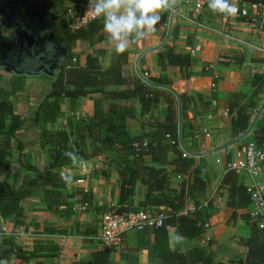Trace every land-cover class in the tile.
I'll use <instances>...</instances> for the list:
<instances>
[{"label": "trees", "instance_id": "16d2710c", "mask_svg": "<svg viewBox=\"0 0 264 264\" xmlns=\"http://www.w3.org/2000/svg\"><path fill=\"white\" fill-rule=\"evenodd\" d=\"M56 1L70 3L73 9L88 5V0ZM236 2L264 5V0ZM169 12L162 13L161 24H165ZM61 26V40L68 55L51 84L45 102L39 106L36 119L42 114L51 126L39 129L38 144L44 150L47 160L42 168L29 165L27 156L23 154L29 143L17 140V134L24 129L26 120L14 112L11 101L0 100V218L14 219L15 225L23 227L24 212L20 203L37 194L44 204L42 211L61 219L72 216L75 203L89 207L91 193L83 189L70 190L69 184L75 182L78 175L67 171L72 170L76 164L100 158L103 169L95 170L94 173L104 182L114 173L119 196L116 207L95 208L98 215L112 210L116 214H124L146 209H151L153 214L160 211L165 214L162 226L152 229L150 244L153 245V251L149 254L151 261L148 264H213L212 257L200 244L205 232L204 225L209 218L204 211L210 207L209 204L204 209L200 202L205 196L208 182L203 176L201 161L192 156L183 157L179 144L178 106L181 141L185 150L191 153L192 147H189L188 140L192 134L189 132L185 99L179 96L177 102L171 93L156 87L169 86L165 81L149 76L146 79L150 85H147L135 76L125 77L123 68L128 64L127 51L118 54L106 69L99 64L98 58L90 54L85 55L83 65L72 63V59L77 56L76 42L83 41L92 46L106 41L102 19H92L78 28H69L61 21ZM158 63L161 67L187 69L191 59L188 54H177L168 48L158 54ZM14 82V91L23 89V84L16 85ZM250 86V94H231L227 102L233 138L247 131L253 114L264 99L263 75L255 74ZM81 98H89L93 102V113L88 118L76 114ZM65 103L68 104L70 116L58 128L55 125ZM204 105L208 106L209 102ZM163 107L165 117L161 120L159 115ZM130 121L139 124V134H131L128 127ZM246 142H253L258 149L264 150V109L249 137L241 142V149ZM14 156L18 158L17 172L22 173L17 189L9 180L13 168L11 158ZM176 178H181V181L177 187H173L172 182ZM138 185L144 193L141 202L135 206L134 196ZM221 185L228 187L227 206L232 211L230 220L239 217L244 224L250 225L252 236L248 247L251 251L264 252L262 233L251 223L250 216L243 212V208L249 205L247 187L233 172L225 174ZM188 202L193 203L192 211L186 209ZM34 227L37 234L55 236L64 233L50 225L43 226L41 232L38 225ZM170 229L174 230L176 237L195 241L196 245L187 254L170 251ZM138 233L142 235L144 232ZM116 251H120L117 263L111 259V254ZM59 253V247L52 242L37 244L31 250H26L17 246L12 236L5 237L0 233V264H30L33 260H40L41 264L44 260L45 264H54ZM81 264L139 263L137 250L124 248L121 244L117 250L102 247L92 254L90 260Z\"/></svg>", "mask_w": 264, "mask_h": 264}, {"label": "crops", "instance_id": "0c3cea01", "mask_svg": "<svg viewBox=\"0 0 264 264\" xmlns=\"http://www.w3.org/2000/svg\"><path fill=\"white\" fill-rule=\"evenodd\" d=\"M53 1L55 0L44 3ZM198 2L199 0H179L170 35L165 44L162 45L167 35L168 17L165 24L160 23L157 26L155 33L131 46L127 50L128 64L123 68V75L129 78L137 77L135 64L137 57L141 55L137 63L138 71L146 74L147 77L165 81L169 84L165 87L185 99L190 134L196 129L206 130L210 134L208 139L201 136L196 141L189 139L188 143L189 147H192V155H199L192 157L201 161L203 176L208 182L205 196L200 201L202 208H207L208 204L210 206L204 210L209 215L206 222L208 229L205 230L200 244L212 257L213 264H262L263 252L251 251L248 247V241L252 236L251 226L244 224L239 217L230 220L232 211L227 206L228 187L221 185V182L226 174L225 162L235 159L236 154L242 150L240 148L242 141H237V138H233L231 134L227 102L231 94H250L252 92L250 83L255 74L264 77V61H262L264 29L260 30L256 23L253 25L247 18H232L212 11L207 0H203L202 11L195 13ZM52 14L47 23L46 16H38L30 20L28 27L24 29L33 38L34 43L30 51L34 56L42 57L45 53L53 52L54 44L62 42V37L55 31L58 14H55L54 8ZM7 27L9 29V26ZM46 32H51L56 38ZM24 43L26 45L25 41ZM168 48L173 49L177 54H188L191 59L190 67L181 69L159 66L158 54ZM19 49L12 43L11 38L9 39L8 31L2 28L0 61L7 58L9 66L0 69V100L11 101L14 112L26 120L24 129L17 134V140L29 143L23 152L27 156L29 165L42 168L47 160L44 150L38 144L39 129H48L51 126L42 114L37 121L36 119L38 108L45 102L55 77L15 76L7 68H17L13 62L19 56ZM75 54L77 55H75V64L83 65L85 55L90 54L98 58L99 64L104 69L108 68L118 55L108 36L106 41L92 46L87 42H76ZM67 55L66 51V58ZM13 81L16 85L23 84V89L14 91ZM211 85L214 87L211 88ZM96 98L98 96L93 99ZM205 102H209V105L204 107L202 104ZM164 108L159 115L161 120L165 117ZM92 113L93 102L89 98H81L77 116L88 118ZM69 116L68 104L65 103L55 126L58 128L63 126ZM260 124L259 122L258 125ZM128 127L131 134H139L140 128L136 121H130ZM17 161L16 156L11 158L13 168L9 175V180L16 189L22 177V173L17 172ZM216 161L220 163L217 164ZM100 169H103V161L95 158L76 164L72 170L67 171L69 174L78 175L77 180L69 184L70 190L83 189L84 192L91 193L92 200L89 207L85 208L75 203L72 216L69 219H61L42 211L44 204L41 202V196L37 194L20 203L24 212L23 227L15 225L14 219L0 218V233L5 237L14 236L16 245L26 250H31L37 244L52 242L60 250L58 258L53 261L54 264H81L90 260L92 254L102 248L97 241L100 236V215L96 213L95 208H114L119 196L116 176L111 173L109 179L104 182L94 173L95 170ZM237 178L244 186L251 183L245 175H237ZM77 181L81 182L77 183ZM180 181L181 178L173 180V187H177ZM256 181L262 183V178ZM143 193V188L138 185L134 196L135 206L141 202ZM186 209L192 211L193 203L188 202ZM250 209L249 204L243 208V212L250 216ZM35 225L39 226V232L43 226L50 225L64 233L55 236L37 234ZM2 228L5 232H2ZM152 232V229L146 230L142 235L130 232L125 234L122 240V247L137 250L139 264H148L151 261L149 254L153 251V245L150 244ZM195 245V241L178 238L173 229L169 230L170 251L187 254ZM119 253L120 251L111 254L113 262H118ZM40 262L33 260L30 264H41ZM42 264H45V260Z\"/></svg>", "mask_w": 264, "mask_h": 264}, {"label": "built area", "instance_id": "2783aa9c", "mask_svg": "<svg viewBox=\"0 0 264 264\" xmlns=\"http://www.w3.org/2000/svg\"><path fill=\"white\" fill-rule=\"evenodd\" d=\"M203 0L195 6V13L202 11ZM238 11L233 15H228L232 18H247L251 23H256L259 29H264V5H246L236 2ZM81 16L79 18V24L74 23L72 26L78 28L86 25L93 19L92 13L87 12L88 5H80ZM72 12H69L71 14ZM76 20V19H75ZM3 17L0 12V30L3 28ZM254 25V24H253ZM262 51V50H261ZM264 54V50L262 51ZM72 63H76V60L72 59ZM70 66H67L69 68ZM142 78L147 81V75L141 74ZM143 79H140L143 82ZM146 83V82H143ZM214 85H211L213 88ZM201 136L208 139L210 134L206 130H194L192 132V140L196 141ZM183 157L194 156L192 153L183 150ZM216 163H220L216 161ZM203 172V170H202ZM225 172H233L236 175H245L250 179L251 183L246 186L247 193L249 194L250 204V219L263 235L264 240V150L258 149L253 142H248L245 147L236 154L235 159L227 160L225 162ZM262 178V183L257 182L258 178ZM81 181H77L80 183ZM165 219V214L160 211L158 214H153L151 209L138 210L134 212H128L124 214H116L114 210L105 212L99 216V229L100 236L97 241L104 248L117 250L120 248L122 240L125 234L130 232H145L149 229H155L162 226ZM204 229H208V225H204ZM2 232L5 229L2 228ZM15 238L14 236H12ZM264 264V252L263 263Z\"/></svg>", "mask_w": 264, "mask_h": 264}, {"label": "clouds", "instance_id": "9594fccd", "mask_svg": "<svg viewBox=\"0 0 264 264\" xmlns=\"http://www.w3.org/2000/svg\"><path fill=\"white\" fill-rule=\"evenodd\" d=\"M179 0H88L87 12L102 19L104 31L118 54L157 31L162 13L175 10ZM214 12L233 15L236 0H209Z\"/></svg>", "mask_w": 264, "mask_h": 264}, {"label": "water", "instance_id": "95a60500", "mask_svg": "<svg viewBox=\"0 0 264 264\" xmlns=\"http://www.w3.org/2000/svg\"><path fill=\"white\" fill-rule=\"evenodd\" d=\"M48 1L50 0H20L19 6L21 8H30V7H34V6H37L41 3L48 2ZM174 12L175 10L171 11L167 35L162 45L165 44L169 38ZM4 19H5V23L8 26H12L10 27V29L14 28L12 24L13 22L8 16L4 17ZM18 28H19L18 29L19 32L15 31L16 33L18 32L17 39H13V37H11L12 43L16 44V46L20 48L18 50L19 56L16 57V60L13 62V64L16 65L17 68H7V69H9L15 76L37 77L40 75H44L50 78L56 77L57 74L60 72L61 66L65 60V56H66L65 47L61 46V43L57 42L54 44L53 52L45 53L44 56L42 57L36 56V55L34 56L32 52L30 51L34 43L32 36L27 31H25L23 28L21 27H18ZM24 41L26 42V45ZM140 56L141 55L137 57L136 64H135L136 65L135 70H136L137 77L139 79H143L141 73L138 71V68H137V63H138ZM7 66H9L7 58H5L3 61H0V69H3V67H7ZM143 82H146L147 85H150V83L144 79H143ZM156 87L163 88L169 93H171L178 102V96L172 89L165 87V86H159V85H156ZM263 109H264V99L256 115L252 119L249 125V128L242 136L236 139L237 141L244 140L251 134V131L253 127L255 126ZM178 136H179L180 147L181 149L185 150L183 143L181 141L180 106H178ZM194 156L198 157L199 155H194Z\"/></svg>", "mask_w": 264, "mask_h": 264}, {"label": "flooded vegetation", "instance_id": "af4514ba", "mask_svg": "<svg viewBox=\"0 0 264 264\" xmlns=\"http://www.w3.org/2000/svg\"><path fill=\"white\" fill-rule=\"evenodd\" d=\"M20 2L19 0H3L1 1V6H0V12L3 17V29L8 31L9 39L13 37V39H17V33L18 27H21L25 29L28 27V22L32 20L33 18H37L38 16H46V23L49 21L50 17H52L53 13V7L51 6L50 3H44L40 4L35 7H30V8H21L19 6ZM41 13V14H39ZM8 16L12 20L13 27L12 29H8V25L5 23L4 17ZM15 31H18L17 33ZM51 31V30H50ZM56 38L54 34L51 32H46L48 34ZM51 40V39H50ZM57 43V42H56ZM61 46H63V43L61 42ZM64 47V46H63ZM66 58V56H65Z\"/></svg>", "mask_w": 264, "mask_h": 264}, {"label": "rangeland", "instance_id": "374dc122", "mask_svg": "<svg viewBox=\"0 0 264 264\" xmlns=\"http://www.w3.org/2000/svg\"><path fill=\"white\" fill-rule=\"evenodd\" d=\"M50 4H51V6H53V8L55 10V14H58V16L56 17V19H57V21H56L57 22L56 23L57 24V27L55 29L57 35H59L61 37V32H62V29H63V27L61 26V21L64 22L67 25V27H69V28H74L72 25L75 22L77 24H79V20H77V19H78V16L81 14V12H80V10L78 8L73 9L74 7L72 6V4H70V3H64V2L63 3H60V2H57L56 0L53 1L52 3H50ZM68 10L72 11V13L69 14V11ZM170 16H171V11L169 12V16H168V19H167V25H169ZM173 17H174V15H173ZM107 36H108V34H107ZM74 60H76V59L74 58ZM262 61H264V58L262 59ZM256 113L257 112H255L253 114L252 119L254 118V116L256 115ZM241 141H243V140H241ZM113 175H114V173H113ZM263 241L264 240L261 239L262 245H264V242Z\"/></svg>", "mask_w": 264, "mask_h": 264}]
</instances>
